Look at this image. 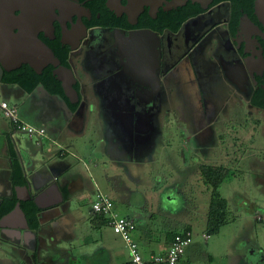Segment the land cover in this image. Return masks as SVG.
<instances>
[{
  "label": "flooded vegetation",
  "instance_id": "obj_1",
  "mask_svg": "<svg viewBox=\"0 0 264 264\" xmlns=\"http://www.w3.org/2000/svg\"><path fill=\"white\" fill-rule=\"evenodd\" d=\"M102 4L59 0L52 28L38 31L58 63L41 67L37 73L42 81L32 91H39L38 85L46 90L57 85L67 99L48 91L72 106L75 118H82L91 105L101 108L111 133L133 156L151 150L160 114L172 98L178 104L169 108L177 109L188 140L198 150L214 148L216 136L222 135L213 124L225 93L263 117L264 135V0H102ZM63 51L65 62L56 54ZM68 81L77 98L64 93L62 83ZM219 89L225 91L222 97ZM200 166L225 170L209 163ZM4 234L14 233L0 228Z\"/></svg>",
  "mask_w": 264,
  "mask_h": 264
},
{
  "label": "rangeland",
  "instance_id": "obj_2",
  "mask_svg": "<svg viewBox=\"0 0 264 264\" xmlns=\"http://www.w3.org/2000/svg\"><path fill=\"white\" fill-rule=\"evenodd\" d=\"M223 90L217 93L221 97ZM225 95L226 100L219 103L223 108L215 112L213 129L222 135L216 136L214 148L198 150L193 140L185 141L188 129L177 117V109L169 108L178 104L172 98L160 114L154 147L140 157L133 156L111 133L102 109L91 105L84 129L60 139L61 145L77 155L72 170L81 177L83 187L74 193L68 208L60 205L58 212L45 213L38 228L41 233L76 232L78 237L69 239L68 233L63 240H44L46 248L40 253L61 264L81 254H87L80 258L83 263L125 264L129 255L121 238L108 225L97 227L90 220L97 187L113 200L119 214L134 219L136 239L144 231L150 233L151 247L157 248L169 232L189 227L193 241L176 264H264L263 117ZM16 137L19 142L29 139L24 133ZM41 141L44 148L56 150L57 145L47 138ZM200 163L225 168L217 186L227 203L225 220L216 232H210L206 224L211 187L198 173ZM203 232H209L206 240L201 237ZM98 245L108 247L111 254L95 252Z\"/></svg>",
  "mask_w": 264,
  "mask_h": 264
},
{
  "label": "crops",
  "instance_id": "obj_3",
  "mask_svg": "<svg viewBox=\"0 0 264 264\" xmlns=\"http://www.w3.org/2000/svg\"><path fill=\"white\" fill-rule=\"evenodd\" d=\"M47 97L48 96L40 91H27L20 87L17 83H3L0 81V100H6L9 103L15 104L18 115L23 121L38 126H44L46 133L42 139L47 138L52 143L57 145L56 150L53 152L44 148L42 141L38 144L34 139L29 138L28 136V140H22L19 142L16 134L22 132H13L11 120L4 116L0 111V207L4 201L3 199L5 198L14 197L16 200L17 190H15V186L21 185L19 183H14L12 179L11 166L14 162H18L20 164L24 177L28 175L33 178L34 181L39 182L38 184H41L42 176L45 172V169H37L39 163L46 162L51 159L55 162L53 168L56 171L61 170L55 178L54 183L61 195L64 191H67V195H65V197L62 195V199L57 200L54 203H50L55 200V190L47 188V184L42 187V190H44L43 192H46L47 190V193L40 199V201L41 203H46L48 205L40 207V224L41 219L43 222L44 214L48 211L56 209L58 212L59 210L57 209L60 205H64L68 208L74 193L81 190L83 187L81 177L72 170L75 164L74 158H76L77 155L68 147L61 145L60 139L67 133L76 134L77 132H81L85 127L86 120H88L90 116V108L88 107L85 109L82 118H75V112L69 107L68 108L71 110V113H68L66 110L57 105H52L48 102L49 98ZM180 102L181 101L179 99V103ZM115 126L117 127V125ZM188 139L189 137H187L185 141L188 142ZM32 140L34 141L31 142ZM153 147L154 145L152 148ZM20 160L22 161V165ZM36 170H38V174L34 173ZM31 231L32 234L27 236H24L22 233L18 235L16 233L0 235V264H61L49 261L51 259L49 258V255L40 253V250H45L46 248L44 240H63L65 239L64 235L70 232L51 231L41 233L38 229H32ZM76 237H78V233L72 232L70 233L69 239ZM133 237L138 242L143 256H146L150 252L164 251L171 238L166 237L163 243L159 242L158 247L154 248L151 247V236L149 232L144 231L143 235L140 236V240L136 239L135 235ZM55 242L57 247L61 246V242ZM94 249L95 252L100 251L101 254H103L102 252L104 251L106 257L111 254L108 247L103 249V246L98 245L94 247ZM34 251H36L35 258L32 257ZM86 255H75V257L69 256V262L67 264H95L83 263L84 261L80 260V258L86 257ZM180 257L179 259H181ZM179 259L177 262H179ZM126 262H128V260ZM100 264L108 263L105 262Z\"/></svg>",
  "mask_w": 264,
  "mask_h": 264
},
{
  "label": "water",
  "instance_id": "obj_4",
  "mask_svg": "<svg viewBox=\"0 0 264 264\" xmlns=\"http://www.w3.org/2000/svg\"><path fill=\"white\" fill-rule=\"evenodd\" d=\"M110 1L112 2V0ZM58 3L59 0H0L1 68L11 70L20 66L22 63H27L36 72H39L41 67L47 62L58 63L52 51L38 37V31L40 29L52 28L51 22L55 18L54 7ZM203 7H205L204 4ZM15 10H18L17 14L14 12ZM146 32L152 33V35L155 34L150 30H146ZM63 68L68 77L73 80L70 69L66 66H63ZM62 86L67 96L69 95L67 93H70L73 97H78L76 90L69 81L62 83ZM37 89L52 98L57 106L71 113V110L60 95L50 93L41 85H38ZM20 162L22 165L21 160ZM54 164L55 162L50 159L46 162L39 163L37 166V169H45L41 184L36 185L34 179L26 175V182L15 186V190H17L16 201L8 212L0 216V228L2 230L8 233H16L17 235L22 233V231H25L26 235L32 234L20 202L22 200L32 199L38 207L48 205L41 203L40 199L47 193V190L43 192L42 187L54 181L61 171H56L53 168ZM34 173L38 174V170ZM46 187L55 190V200L50 203L62 199V195L57 190L54 182ZM21 193L24 196H20Z\"/></svg>",
  "mask_w": 264,
  "mask_h": 264
},
{
  "label": "built area",
  "instance_id": "obj_5",
  "mask_svg": "<svg viewBox=\"0 0 264 264\" xmlns=\"http://www.w3.org/2000/svg\"><path fill=\"white\" fill-rule=\"evenodd\" d=\"M0 109L3 115L11 120L13 132H22L34 139L36 143L41 142L46 133L44 126H38L20 119L16 105L13 103L0 100ZM90 210L95 216H103L106 219V225L121 238L128 251L130 264H176L187 245L194 238L192 231L185 229L173 234L164 251L150 252L143 256L138 242L133 237L134 220L127 215L119 214L115 209L113 200L97 187L95 188L94 199L90 204ZM255 218L259 220L261 215L256 214ZM201 237L206 240L208 234L201 233Z\"/></svg>",
  "mask_w": 264,
  "mask_h": 264
},
{
  "label": "trees",
  "instance_id": "obj_6",
  "mask_svg": "<svg viewBox=\"0 0 264 264\" xmlns=\"http://www.w3.org/2000/svg\"><path fill=\"white\" fill-rule=\"evenodd\" d=\"M99 4L103 6L102 0H99ZM198 9L200 10V8H196L195 11ZM56 54L61 59V62H65L64 51L61 53L56 52ZM48 75H50L49 71ZM0 80L4 82L17 83L25 90L30 91L37 82L42 81V78L41 74L37 73L31 66L21 64L19 67L11 70H5L0 67ZM46 87L49 91L58 93L64 99H67L57 85L54 88L49 86ZM71 107L72 106H69L70 109ZM21 169L22 168L18 162H14L11 166V175L14 183L23 184L26 182ZM199 175L203 181L211 187L206 224L210 232H216L225 220V208L227 203L226 200L217 192V186L224 178V171L221 168L213 166H200ZM62 195L65 197V195H67V191H64ZM3 200L4 201L0 207V216L8 212L16 201L14 197L5 198ZM20 205L25 213L29 227L33 230H37L40 227L39 213L41 208L38 207L32 199L22 200ZM90 220L96 224L97 227L106 224V219L103 216H95L92 214ZM185 229H189V227H185L181 230H173L167 234V238H170L173 234L184 231ZM205 233L208 234L209 232ZM32 257H36V251L33 252ZM126 264L130 263L126 262Z\"/></svg>",
  "mask_w": 264,
  "mask_h": 264
}]
</instances>
